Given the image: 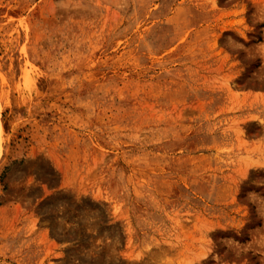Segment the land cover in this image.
Here are the masks:
<instances>
[{"label": "rangeland", "instance_id": "rangeland-1", "mask_svg": "<svg viewBox=\"0 0 264 264\" xmlns=\"http://www.w3.org/2000/svg\"><path fill=\"white\" fill-rule=\"evenodd\" d=\"M0 264H264V0H0Z\"/></svg>", "mask_w": 264, "mask_h": 264}]
</instances>
